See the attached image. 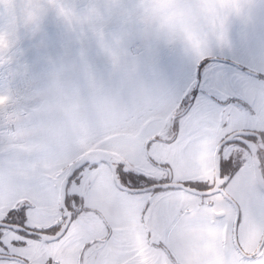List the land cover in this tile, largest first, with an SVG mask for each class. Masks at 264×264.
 <instances>
[{
    "label": "rangeland",
    "instance_id": "374dc122",
    "mask_svg": "<svg viewBox=\"0 0 264 264\" xmlns=\"http://www.w3.org/2000/svg\"><path fill=\"white\" fill-rule=\"evenodd\" d=\"M209 57L264 73V0H0V150L51 152L53 166L100 154L175 106ZM208 69L234 87L247 74Z\"/></svg>",
    "mask_w": 264,
    "mask_h": 264
},
{
    "label": "snow or ice",
    "instance_id": "6c2138e0",
    "mask_svg": "<svg viewBox=\"0 0 264 264\" xmlns=\"http://www.w3.org/2000/svg\"><path fill=\"white\" fill-rule=\"evenodd\" d=\"M206 66L207 60L197 66L194 84L180 87V107L163 134L152 136L140 154L79 163L61 200L40 198L49 186L26 181L4 155L10 150H0V264H163L165 255L174 258L171 242L192 211L226 207L218 198L240 177L251 144L264 139V128L235 132L221 103L234 85ZM176 75L180 80L182 70ZM206 141H212L207 148ZM205 150L215 153L206 163L218 166L216 175L198 162ZM257 154L264 157V148ZM12 173L16 183L8 185L5 176ZM54 206L58 213L49 215ZM245 219L239 213L233 225L220 214L216 223L242 231ZM35 245L57 254H33Z\"/></svg>",
    "mask_w": 264,
    "mask_h": 264
},
{
    "label": "crops",
    "instance_id": "0c3cea01",
    "mask_svg": "<svg viewBox=\"0 0 264 264\" xmlns=\"http://www.w3.org/2000/svg\"><path fill=\"white\" fill-rule=\"evenodd\" d=\"M236 78L239 79L240 83L227 90L223 95L225 98L221 99L223 101L227 98H235L242 102V104L230 103L225 105L231 113L232 128L235 132H253L254 129L264 128V95L261 96L259 91L253 89L260 87L262 80L244 73L238 74ZM245 79L248 80L246 81L247 86L251 87L246 91L243 84ZM259 98H262V100H259ZM179 100L175 106L160 109L155 112V115L147 116L142 122L137 137H122L121 141L104 150L120 159L142 153L145 144L152 136L161 135L167 130L172 118L177 115L180 107ZM211 143L212 141H206L205 147L207 148ZM261 143L264 144V139L256 142L257 145ZM50 155L51 152L48 154L43 152L15 156L11 159L14 167L22 170L26 181L49 186L46 191L39 194L40 198L57 201L59 200L60 183L65 175L63 171L75 159L64 165L53 166ZM246 155L248 160L240 177L226 192L237 202L239 213L243 212L246 214L247 219L250 218V223H252L250 229L246 228L245 223L242 231H233L227 223L223 226L216 223V217L220 214L230 218L233 225L237 218L235 205L224 196H221L218 199L223 201L226 207L192 211L190 217L181 227L179 235L171 242L174 258L165 255L163 264H229L228 259H233L230 261L237 260V262H240L244 260L248 262L249 258H245L237 250L235 238H237L240 247L246 253H252L257 249L264 233V208L261 209V203L264 204V191L256 184L251 156L249 153H246ZM262 159V177L264 180V157ZM209 160H214V152L207 150L201 153L198 158V162L205 165L207 174L214 175L215 164L208 167L206 162ZM16 179L14 173L5 176V182L8 185L15 184ZM11 195L14 196L15 193ZM240 195L243 196V201L239 202ZM239 203L242 206V212ZM58 211L59 209L54 206L49 210V215H56ZM261 214H263L262 218ZM263 249L264 245L258 257H264ZM41 250L53 257L57 254L55 248L42 249L41 245H35L30 251L35 254ZM224 259L225 261H223Z\"/></svg>",
    "mask_w": 264,
    "mask_h": 264
},
{
    "label": "water",
    "instance_id": "95a60500",
    "mask_svg": "<svg viewBox=\"0 0 264 264\" xmlns=\"http://www.w3.org/2000/svg\"><path fill=\"white\" fill-rule=\"evenodd\" d=\"M237 133L239 132H246V133H253V132H249V131H236ZM255 134V133H253ZM251 154H252V161H253V166H254V175H255V181L258 185V187L264 191V180L262 177V173H261V162L259 160L258 154H257V147L254 143L251 144ZM114 157L113 154L107 152V151H101L100 154H88V155H84L74 161H72L70 164H68V166L64 169L63 173L65 174L61 183H60V187H59V200H61L63 198V191H64V184L68 178V176L71 174V172L73 171V169L78 166L79 163L83 162L84 160H90V161H98L101 160L104 157ZM215 157V154H214ZM218 173V166L215 165V175ZM223 196L228 199L229 201H231L236 209H237V215L239 214V206L238 204L235 202V200L226 192L224 191ZM235 203H234V202ZM264 243V239L262 240V245ZM235 245L237 247V250L239 251V253L244 256L245 258H252L253 255L252 254H248L245 251H243V249L240 247L237 238H235ZM261 245V246H262ZM260 246V247H261ZM260 247L258 248L257 252H259Z\"/></svg>",
    "mask_w": 264,
    "mask_h": 264
},
{
    "label": "trees",
    "instance_id": "16d2710c",
    "mask_svg": "<svg viewBox=\"0 0 264 264\" xmlns=\"http://www.w3.org/2000/svg\"><path fill=\"white\" fill-rule=\"evenodd\" d=\"M205 60H207V64L208 63H210V62H213V61H218V62H223V63H227V64H230V65H232L233 67H235L236 69H238L239 71H242V72H245V73H247V74H249V75H251V76H253V77H255V78H257L258 80H262V81H264V73H259V72H255V71H252V70H250L249 68H247V67H245V66H243V65H241V64H239V63H237V62H235V61H232V60H229V59H222V58H218V57H209V58H205V59H202L199 63H198V65L199 64H201V63H204V61ZM197 65V66H198ZM197 66H196V71H195V77H196V79H197ZM221 103L223 104V105H227V104H230V103H241L242 104V102L241 101H239V100H237V99H235V98H227V99H224L223 101H221ZM114 158H117V157H115L114 156ZM234 202V201H233ZM236 202V201H235ZM234 202V203H235ZM237 203V202H236ZM262 242V241H261ZM261 244V243H260ZM264 244V243H263ZM263 246V245H262ZM262 246L260 247V250H261V248H262ZM259 250V251H260ZM256 254H258L257 252H254V254H252L253 256H256Z\"/></svg>",
    "mask_w": 264,
    "mask_h": 264
},
{
    "label": "flooded vegetation",
    "instance_id": "af4514ba",
    "mask_svg": "<svg viewBox=\"0 0 264 264\" xmlns=\"http://www.w3.org/2000/svg\"><path fill=\"white\" fill-rule=\"evenodd\" d=\"M252 132V131H251ZM262 140V139H261ZM255 145H256V147H257V149L258 148H264V144L263 143H261L260 145H257L256 143H254ZM215 154V153H214ZM250 156H251V159H252V154L250 153ZM258 157H259V160H260V162H261V166H260V168H261V173H262V167H263V159H262V157L261 156H259L258 155ZM215 158V157H214ZM252 164H253V161H252ZM253 170H254V166H253ZM215 175V174H214ZM254 177H255V175H254ZM257 184V183H256ZM226 191V190H225ZM228 200V199H227ZM231 202V201H230ZM232 203V202H231ZM233 204V203H232ZM262 240H263V237H262ZM261 240V241H262ZM264 245V244H263ZM263 247V246H262ZM258 248L259 247H257V249L254 251V252H257V250H258ZM261 250H262V248H261ZM260 250V251H261ZM259 251V252H260ZM254 252H252L251 254H254ZM259 252H257V253H259ZM258 254H256V256H257Z\"/></svg>",
    "mask_w": 264,
    "mask_h": 264
}]
</instances>
